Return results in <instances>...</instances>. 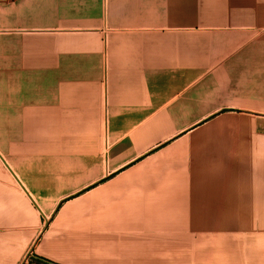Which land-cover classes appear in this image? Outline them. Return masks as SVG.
Returning <instances> with one entry per match:
<instances>
[{
    "label": "crops",
    "instance_id": "0c3cea01",
    "mask_svg": "<svg viewBox=\"0 0 264 264\" xmlns=\"http://www.w3.org/2000/svg\"><path fill=\"white\" fill-rule=\"evenodd\" d=\"M0 264H264V0H0Z\"/></svg>",
    "mask_w": 264,
    "mask_h": 264
}]
</instances>
